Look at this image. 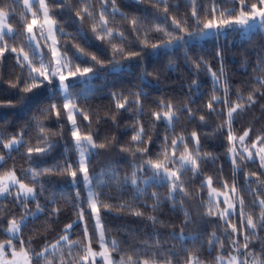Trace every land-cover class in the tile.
Wrapping results in <instances>:
<instances>
[{
  "label": "trees",
  "instance_id": "obj_1",
  "mask_svg": "<svg viewBox=\"0 0 264 264\" xmlns=\"http://www.w3.org/2000/svg\"><path fill=\"white\" fill-rule=\"evenodd\" d=\"M44 2L76 74L67 94L77 138L58 85L17 55L38 63L22 0H0L13 29L0 43V178L13 173L34 191L0 198V247L30 264H92L88 251L103 247L76 147L90 139L86 174L113 264H216L232 254L264 264V168L238 145L264 147V20L239 25L263 16L264 0ZM12 138L21 143L8 152ZM206 178L235 192L226 220Z\"/></svg>",
  "mask_w": 264,
  "mask_h": 264
},
{
  "label": "rangeland",
  "instance_id": "obj_2",
  "mask_svg": "<svg viewBox=\"0 0 264 264\" xmlns=\"http://www.w3.org/2000/svg\"><path fill=\"white\" fill-rule=\"evenodd\" d=\"M22 3L26 13H28L31 17L26 33L28 42L32 46V52L36 55V60H38V63H35V59L31 58L23 51L18 52L17 55L20 56L25 66L31 71V75L33 77L43 78L46 81H53L58 85L64 96L68 118L73 128V134L76 137L74 123L75 109L70 103L69 96L67 94L68 79L75 77L76 74L71 72L69 65L63 61V57L58 50L56 40V26L48 15L44 0H22ZM7 16V13L0 12V43L5 35L10 36L13 34V29L8 25ZM260 17L262 16L254 14L248 18H242L239 25L246 27L257 21ZM43 43H45L51 52V60L44 57L45 52L42 45ZM167 118H170V116L167 115ZM20 143V138H12L4 144V148L10 152L13 149H16ZM238 145L242 156L248 160H258L264 168V147L257 146L256 144L245 146L244 144L238 143ZM91 146L92 142L90 139H78L76 142L80 172L82 174L83 182L86 185V196L88 198L90 208L93 210L95 216L100 245L103 247V250L100 253H97L94 250H89L85 261L91 262L92 264H97L101 261H103V264H113L109 253L104 249L105 240L102 234V226L97 211V202L94 197V189L86 174V158L89 155ZM188 159L189 158L186 156L183 157L181 163L183 165L189 164ZM1 161L2 158L0 157V163ZM204 184L208 189L207 197L211 201H214L215 205L217 206L221 207V203L223 204L222 208L219 210V214L223 220H226L230 215L236 213L238 202L234 191L215 190L211 187L210 180L207 178L204 180ZM11 190H14L16 196H21L27 199L34 197V191L31 188L21 184L13 173H9L6 176L0 178V198L7 196ZM175 190V183L172 182V195H175ZM17 231V225L14 222H11L6 233L13 237ZM240 262V255L232 254L230 257L219 258L216 264H240ZM0 264H30V262L26 253L17 252L7 255L5 250L0 247ZM188 264L202 263H199L197 260L192 258Z\"/></svg>",
  "mask_w": 264,
  "mask_h": 264
},
{
  "label": "water",
  "instance_id": "obj_3",
  "mask_svg": "<svg viewBox=\"0 0 264 264\" xmlns=\"http://www.w3.org/2000/svg\"><path fill=\"white\" fill-rule=\"evenodd\" d=\"M264 20V15L262 17H260L257 21H255L254 23H252L251 25H248L246 27H251V26H254L256 24H258L259 22L263 21Z\"/></svg>",
  "mask_w": 264,
  "mask_h": 264
}]
</instances>
